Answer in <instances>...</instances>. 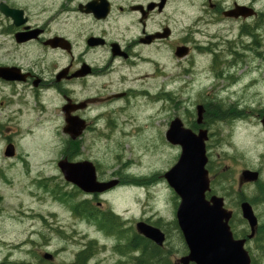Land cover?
I'll list each match as a JSON object with an SVG mask.
<instances>
[{"label":"rangeland","instance_id":"obj_1","mask_svg":"<svg viewBox=\"0 0 264 264\" xmlns=\"http://www.w3.org/2000/svg\"><path fill=\"white\" fill-rule=\"evenodd\" d=\"M257 33V45L250 37L242 38L252 43L249 48L238 42L237 27L229 31L208 28L196 33L198 46L183 59L161 51L157 66L141 64L132 74L134 96H141L131 99L114 123L96 124L85 134L80 150L97 165L100 178L117 175L125 180L103 196L102 212L119 216L126 237L138 221L159 222L169 234L166 250L171 257L188 253L180 228L175 225L180 198L163 176L182 149L167 141L166 132L176 117L185 126L197 128V105L214 98L226 106L236 105L244 116L200 125L209 131L206 146L211 187L214 175L210 165L230 178L223 183L226 192L219 188L212 194L223 196L226 207L233 210L230 224L234 233L243 229L250 233L241 213L238 190L248 201L255 197L256 203L249 202L259 225L264 223V193L259 191V183H264V30ZM143 73H149V78L135 79ZM145 90L149 93L144 94ZM165 90L170 95H165ZM0 129V167L5 168L6 175L0 174V264H49L51 261L42 257L44 252L54 254L55 264L73 263L91 240L97 242L91 264H123L125 256L115 247L119 242L125 244V238L102 232L96 221L74 214L71 202L53 195L56 188L73 193L57 166L60 152L69 144L61 130L53 125L12 127L17 130L12 135L19 150L29 157L9 166L3 156V139L8 131L7 127ZM246 168L258 170L260 180L239 188V176ZM42 176L48 178L44 187L35 181ZM259 238L257 235L246 244L252 264H264V239Z\"/></svg>","mask_w":264,"mask_h":264},{"label":"flooded vegetation","instance_id":"obj_2","mask_svg":"<svg viewBox=\"0 0 264 264\" xmlns=\"http://www.w3.org/2000/svg\"><path fill=\"white\" fill-rule=\"evenodd\" d=\"M235 27L239 29L238 42L249 46L254 41L257 45L260 35L256 31L264 30V0H0V128L7 127L4 144L14 147L12 156L3 152L4 159L11 166L16 160L29 157L19 150L12 135L17 130L12 127L48 125L59 128L69 143L60 152L57 166L62 159L72 163L88 159L80 150L85 134L96 124L114 123L130 100L141 96H134L136 87L132 85V74L139 71L141 64H158V54L162 52L183 59L177 50L188 46L190 54L197 48L198 31H229ZM178 30L182 33L178 34ZM244 37H250L252 43L242 40ZM137 76L136 80L147 79L149 73ZM164 93L168 95L167 90ZM71 118L85 125L82 134L75 138L64 132ZM4 169L0 167L1 177L6 176ZM46 179L42 176L35 181L44 187ZM63 179L65 185L73 188L72 194L64 193L72 196L76 206L82 209L88 205L99 213L83 215L86 213L72 208L74 214L96 221L102 232L117 233L120 239L127 240L115 247L127 261L121 263L139 264L143 256L149 257L143 247H127L135 235L145 237L136 225L126 237L119 216L102 212L103 196L123 184V178H100L97 170L98 181H117L100 193H87L64 176ZM52 192L56 199L63 193L57 188ZM108 213L117 222L112 230L107 227ZM147 222L165 234L162 246L145 237L161 248L155 263L175 264L182 256L172 258L166 250L169 234L165 227L159 222ZM96 243L91 240L83 249L93 250L86 264H91ZM44 254V260L54 263V254L51 260Z\"/></svg>","mask_w":264,"mask_h":264},{"label":"water","instance_id":"obj_3","mask_svg":"<svg viewBox=\"0 0 264 264\" xmlns=\"http://www.w3.org/2000/svg\"><path fill=\"white\" fill-rule=\"evenodd\" d=\"M189 47H180L177 55L183 57L188 54ZM197 123L204 120L205 106L197 105ZM264 127V116L261 118ZM85 125L81 120L71 118L64 131L73 138L82 134ZM167 140L174 145L181 146V154L176 163L164 173L169 185L173 188L180 202L176 218L185 242L188 254L182 256L175 264H251V255L246 248L247 238H236L230 225L233 210L226 207L223 196L212 194L211 179L207 168L208 155L206 142L209 138L208 129L202 128L197 133L184 126L177 117L169 125L166 132ZM13 145L6 147L5 154L12 156ZM65 179L74 183L88 193L104 192L114 186L117 181L99 182L96 167L90 160L77 163L62 159L58 162ZM260 172L254 169H243L239 176V186L247 182H256ZM243 218L248 222L254 237L258 217L248 200L240 203ZM137 228L147 238L162 246L165 241L164 232L147 222L140 221ZM44 257L53 258L46 252Z\"/></svg>","mask_w":264,"mask_h":264},{"label":"trees","instance_id":"obj_4","mask_svg":"<svg viewBox=\"0 0 264 264\" xmlns=\"http://www.w3.org/2000/svg\"><path fill=\"white\" fill-rule=\"evenodd\" d=\"M212 101L214 103H212ZM204 106H205L204 123L210 122V123L215 124V123H218L220 121H230V119H232V118H235V117L240 118V117L244 116V114H242V113H244L243 110L239 109L236 105L226 106L225 103L221 99L218 100V98H214L213 100L205 101ZM234 111H236V112H234ZM240 114H241V116H240ZM210 166L212 167L211 170L213 171L214 179L212 181V191L210 193H208V195H211L212 193H216V191L219 188L222 191L226 192L227 189L223 187V183H224V181H229L230 178L228 176H226L225 173H220L221 171H215L213 169L212 165H210ZM219 180L221 182H219ZM259 185L261 186L259 191L261 194H263L264 193V183L260 182ZM231 187H232V185H231ZM237 195H238L239 202L246 200V197L241 190H238ZM59 199L64 200L66 202H71V206L76 212L83 211L86 213V214L82 213L83 215H89V214L90 215H96V214H98L97 212H95L94 208H91L88 205L87 206L83 205L82 209L79 206H76L72 200V196H67L64 192L59 196ZM250 200L249 201L251 203H256L255 197L251 198ZM110 214L111 213L107 214L108 215L107 216V221H108L107 227H109V229L112 230L113 226L117 222H115L116 220L113 222V220L115 218H114L113 214H111V215ZM111 216H113V217H111ZM175 225L178 226L176 222H175ZM234 234L236 237H239L240 235H241V237H247L249 233H248V229H243L241 232L239 231V232H236ZM257 235L260 236V238H259L260 240L264 239V223L262 225H258L257 230H256V236ZM127 247L128 248L143 247V248H145L146 251H148L149 257H148V254H146L148 257L146 259H144V256H143L140 259L139 264H156L157 262L155 263V261H159L161 248L159 246L153 244L152 242H150V240L146 239L145 237H143L141 235H135L134 238L132 239V241L130 242V244L127 245ZM92 251L93 250L91 248H86L85 250H82L80 253L77 254L76 260L73 263H69V264H86V261L92 255ZM156 256H157V258H155ZM20 264H24V263H20ZM51 264H54V263H51ZM62 264H67V263H62ZM167 264H169V263L167 262Z\"/></svg>","mask_w":264,"mask_h":264},{"label":"bare ground","instance_id":"obj_5","mask_svg":"<svg viewBox=\"0 0 264 264\" xmlns=\"http://www.w3.org/2000/svg\"><path fill=\"white\" fill-rule=\"evenodd\" d=\"M258 31H259V30H258ZM254 32H255V31H254ZM256 32H257V31H256ZM255 34H256V33H255ZM257 34H258V33H257ZM257 34H256V35H257ZM253 42H254V41H253ZM260 44H261V43H260ZM249 45H250V44H249ZM251 45H252V44H251ZM251 45H250V46H251ZM254 45H255V44H254ZM255 46H256V45H255ZM232 47H233V46H232ZM248 47H249V46H248ZM249 48H250V47H249ZM252 48H253V47H252ZM255 48H256V47H255ZM245 50H246V49H245ZM257 50H258V49H257ZM232 51L234 52V51H236V50H232ZM250 51H252V50H250ZM259 51H260V50H259ZM259 51H258V52H259ZM229 52H230V51H229ZM260 52H261V51H260ZM243 53H244V52H243ZM243 53H242V54H243ZM261 53H262V52H261ZM239 54H240V53H239ZM245 55H246V54H245ZM245 55H244V57H247V56H245ZM260 55H261V54H260ZM236 56H237V54H236ZM240 57H242V56H240ZM243 60H244V59H243ZM243 60H242V61H243ZM221 78H222V77H221ZM221 78H220V79H221ZM168 93H169V91H168ZM168 95H170V94H168ZM212 100H213V99H212ZM218 100H219V98H218ZM215 102H216V101H215ZM212 103H214V102L212 101ZM234 112H236V111H234ZM234 112H233V113H234ZM243 112H244V111H243ZM238 114H239V113H238ZM242 114H243V113H242ZM236 115H237V114H236ZM240 116H241V114H240ZM236 118H237V117H236ZM238 118H239V117H238ZM226 120H227V119H226ZM212 122H213V121H212ZM209 123H210V122H209ZM209 125H210V124H209ZM73 146H74V145H73ZM71 147H72V145H71ZM75 147H76V146H75ZM75 147H74V148H75ZM74 148H73V149H74ZM71 150H72V149H71ZM108 214H109V213H108ZM98 215H99V213H98ZM98 215H97V216H98ZM110 215H111V214H110ZM111 217H113V216H111ZM110 219H111V218H110ZM114 221H115V219L113 220V222H114ZM110 222H111V221H110ZM113 222H112V223H113ZM115 222H116V221H115ZM259 241H260V240H259ZM261 241H262V240H261ZM260 243H261V242H260ZM260 247H261V246H260ZM162 252H163V251H162ZM164 252H166V251H164ZM254 260H256L255 257H254ZM255 262H256V261H255ZM258 263H259V262H258ZM253 264H254V263H253Z\"/></svg>","mask_w":264,"mask_h":264}]
</instances>
